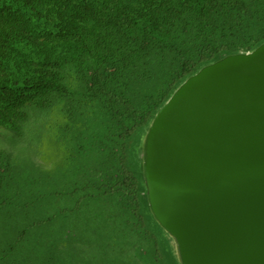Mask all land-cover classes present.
<instances>
[{"label":"trees","instance_id":"trees-1","mask_svg":"<svg viewBox=\"0 0 264 264\" xmlns=\"http://www.w3.org/2000/svg\"><path fill=\"white\" fill-rule=\"evenodd\" d=\"M263 42L264 0H0V216L18 214L6 197L16 169L1 139L37 134L32 120L52 111L81 117L84 210L101 211L103 224L89 218L87 226L104 229L105 247L86 259L164 264L144 224L149 200L131 168V144L189 76ZM25 234L5 246L0 238V264H19L31 248Z\"/></svg>","mask_w":264,"mask_h":264},{"label":"water","instance_id":"water-1","mask_svg":"<svg viewBox=\"0 0 264 264\" xmlns=\"http://www.w3.org/2000/svg\"><path fill=\"white\" fill-rule=\"evenodd\" d=\"M144 179L182 264H264V42L174 91L148 129Z\"/></svg>","mask_w":264,"mask_h":264},{"label":"rangeland","instance_id":"rangeland-1","mask_svg":"<svg viewBox=\"0 0 264 264\" xmlns=\"http://www.w3.org/2000/svg\"><path fill=\"white\" fill-rule=\"evenodd\" d=\"M31 125H38L37 134L31 130L20 139L8 137L12 135L8 133L1 139L3 147L12 151L3 150L10 152L16 169L7 186L6 197L16 204L10 207L18 213L6 216L2 213L0 216L1 246L6 245L5 239L11 234L24 229L26 242L30 238L28 246L31 248L25 247L20 251L17 257L19 264H99L97 260L86 259L102 253L105 247L104 229L95 233L87 226L89 218L103 224L101 211L84 210V156L79 154L80 151L84 153L86 141L82 118L66 120L52 111L48 116L36 117ZM52 125L54 132L47 135L39 133ZM147 132L144 130L140 140L131 144L128 154L130 161L134 162L131 168L144 193L146 183L141 157ZM148 208L149 205L147 207L144 203V224L153 232L161 261L164 264H182L174 237L151 216ZM31 224L37 225L34 228L38 229L34 236L28 234ZM143 242L148 244L147 238ZM50 253L52 255L48 259ZM151 255L152 250L143 257L146 263Z\"/></svg>","mask_w":264,"mask_h":264}]
</instances>
